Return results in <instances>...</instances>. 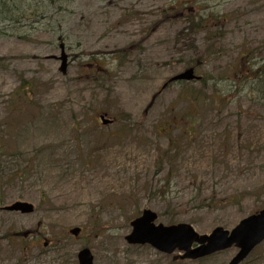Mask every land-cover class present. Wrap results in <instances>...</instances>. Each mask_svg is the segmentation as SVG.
Returning a JSON list of instances; mask_svg holds the SVG:
<instances>
[{
  "label": "rangeland",
  "instance_id": "374dc122",
  "mask_svg": "<svg viewBox=\"0 0 264 264\" xmlns=\"http://www.w3.org/2000/svg\"><path fill=\"white\" fill-rule=\"evenodd\" d=\"M1 7L0 264H78L83 247L93 264H226L237 247L181 259L125 236L143 209L198 234L264 210V0ZM17 200L34 211L1 209ZM239 264H264V240Z\"/></svg>",
  "mask_w": 264,
  "mask_h": 264
},
{
  "label": "water",
  "instance_id": "95a60500",
  "mask_svg": "<svg viewBox=\"0 0 264 264\" xmlns=\"http://www.w3.org/2000/svg\"><path fill=\"white\" fill-rule=\"evenodd\" d=\"M60 70L65 71L66 54L63 47L60 52ZM197 78L192 68H187L173 76L170 80L190 81ZM102 123H108L100 116ZM4 211L32 213L34 206L26 201H14L1 207ZM157 214L150 209H143L141 215L130 222L131 232L125 236L129 243H148L161 252L172 253L174 250L183 251L180 258L196 259L234 245L237 253L226 264H239L250 251L264 239V210L241 219L230 231L215 227L209 234H198L191 225L178 223L173 225L155 224ZM79 227H73L69 232L77 235ZM172 238L168 240V238ZM195 244L194 246H192ZM79 264H93L92 254L88 248H82L77 253Z\"/></svg>",
  "mask_w": 264,
  "mask_h": 264
},
{
  "label": "trees",
  "instance_id": "16d2710c",
  "mask_svg": "<svg viewBox=\"0 0 264 264\" xmlns=\"http://www.w3.org/2000/svg\"><path fill=\"white\" fill-rule=\"evenodd\" d=\"M1 9H2V7L0 8V12H1ZM187 17H188V22H189V25H190L191 28H193V29H204L205 32L208 31L209 28H204V25L207 24V21L204 18L199 17L198 19H196L193 14H191V15H189ZM3 154H5V152L3 150H1V148H0V157H2ZM26 167H27V165H26ZM24 171H25L24 168L18 169V172H15L14 175L15 176H22V174L24 173Z\"/></svg>",
  "mask_w": 264,
  "mask_h": 264
}]
</instances>
